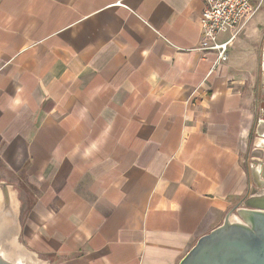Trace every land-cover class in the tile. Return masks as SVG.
Here are the masks:
<instances>
[{"label": "crops", "instance_id": "crops-1", "mask_svg": "<svg viewBox=\"0 0 264 264\" xmlns=\"http://www.w3.org/2000/svg\"><path fill=\"white\" fill-rule=\"evenodd\" d=\"M252 4L219 62L204 0H0L1 236L38 264H180L264 182Z\"/></svg>", "mask_w": 264, "mask_h": 264}, {"label": "water", "instance_id": "water-1", "mask_svg": "<svg viewBox=\"0 0 264 264\" xmlns=\"http://www.w3.org/2000/svg\"><path fill=\"white\" fill-rule=\"evenodd\" d=\"M0 264H38L16 236L0 233ZM180 264H264V182L223 224L201 237Z\"/></svg>", "mask_w": 264, "mask_h": 264}, {"label": "built area", "instance_id": "built-area-1", "mask_svg": "<svg viewBox=\"0 0 264 264\" xmlns=\"http://www.w3.org/2000/svg\"><path fill=\"white\" fill-rule=\"evenodd\" d=\"M204 3L199 21L202 30L199 50L214 52L219 62H226L235 39L255 18L260 5H253L252 0H204Z\"/></svg>", "mask_w": 264, "mask_h": 264}, {"label": "bare ground", "instance_id": "bare-ground-1", "mask_svg": "<svg viewBox=\"0 0 264 264\" xmlns=\"http://www.w3.org/2000/svg\"><path fill=\"white\" fill-rule=\"evenodd\" d=\"M4 206V205H3Z\"/></svg>", "mask_w": 264, "mask_h": 264}]
</instances>
